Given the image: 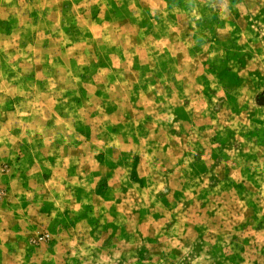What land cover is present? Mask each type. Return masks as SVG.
I'll return each instance as SVG.
<instances>
[{
  "label": "rangeland",
  "instance_id": "374dc122",
  "mask_svg": "<svg viewBox=\"0 0 264 264\" xmlns=\"http://www.w3.org/2000/svg\"><path fill=\"white\" fill-rule=\"evenodd\" d=\"M0 264H264V0H0Z\"/></svg>",
  "mask_w": 264,
  "mask_h": 264
}]
</instances>
